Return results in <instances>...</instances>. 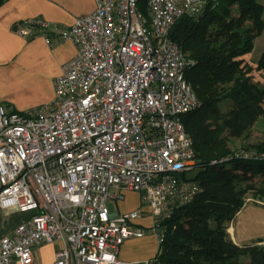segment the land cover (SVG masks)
Segmentation results:
<instances>
[{
	"label": "built area",
	"instance_id": "obj_1",
	"mask_svg": "<svg viewBox=\"0 0 264 264\" xmlns=\"http://www.w3.org/2000/svg\"><path fill=\"white\" fill-rule=\"evenodd\" d=\"M203 4L147 0L142 12L139 0H94L91 13L59 30L42 19L14 25L48 45L54 31L76 52L52 102L23 112L0 106V209L32 212L0 239V264H30L34 247L54 240L52 264H131L117 250L144 235L134 224L140 212L111 215L106 206L123 191L142 194L161 240L160 219L198 190L184 179L197 169L182 122L198 106L185 79L192 61L169 31Z\"/></svg>",
	"mask_w": 264,
	"mask_h": 264
},
{
	"label": "trees",
	"instance_id": "obj_2",
	"mask_svg": "<svg viewBox=\"0 0 264 264\" xmlns=\"http://www.w3.org/2000/svg\"><path fill=\"white\" fill-rule=\"evenodd\" d=\"M146 2L139 0L142 12ZM262 15L259 0H204L197 14L180 16L169 31L192 61L185 79L198 106L182 122L197 169L184 179L198 190L160 219L153 264H264V244L237 245L227 232L248 195L264 204V136L239 148L230 143L245 137L259 118L264 122V52L255 64L244 59L264 30ZM254 71L262 72V81ZM225 102L229 108L222 112Z\"/></svg>",
	"mask_w": 264,
	"mask_h": 264
},
{
	"label": "crops",
	"instance_id": "obj_3",
	"mask_svg": "<svg viewBox=\"0 0 264 264\" xmlns=\"http://www.w3.org/2000/svg\"><path fill=\"white\" fill-rule=\"evenodd\" d=\"M93 9L94 0H0V106L9 111L23 112L53 101L54 80L61 74L62 64L76 52L72 41L57 39L54 31L69 26L75 18L89 14ZM28 19H42L50 23L54 29L51 45L42 37L25 39L13 31L14 25ZM249 55H245L244 59L255 64L257 60ZM253 74L263 80L261 71H254ZM117 193L111 190V194ZM122 196V199L108 198L106 206L109 213L116 215L139 211L140 216L134 224L143 228L145 233L140 238L125 240L117 250V257L131 264H153L152 260L159 249L158 236L150 230L154 219L148 213L141 193L123 191ZM257 203L254 205L264 214V204L260 201ZM240 211L237 216L241 214ZM31 214L30 211L0 209V239L11 235L18 225L29 220ZM233 220L227 232L234 244L264 243V217L255 221H259L260 232L252 235H246V225H243L245 228H236ZM60 246L57 240L35 246L30 264H52Z\"/></svg>",
	"mask_w": 264,
	"mask_h": 264
},
{
	"label": "rangeland",
	"instance_id": "obj_4",
	"mask_svg": "<svg viewBox=\"0 0 264 264\" xmlns=\"http://www.w3.org/2000/svg\"><path fill=\"white\" fill-rule=\"evenodd\" d=\"M260 3L263 5V15L262 18L264 19V0H259ZM264 52V30L254 40V47L252 51L250 52L249 57L253 60H257V58L260 57V55ZM256 77V76H255ZM257 78V77H256ZM229 108V102H225L220 104V110L222 112L227 111ZM264 136V122L263 118H259L251 130L246 134L245 137L242 138H237V139H231V147L232 148H239L242 146H246L251 143H256L260 140L263 139ZM258 201L255 200L252 196L248 195L245 199V204L246 206L240 211V215H236L233 223H235L236 228H242L243 225H246V228L244 229L246 235H252V234H257L260 232V227H259V219L264 217L263 213H260V208L255 206L254 204H258ZM248 215V216H247ZM251 219V222L249 219ZM256 220H259L255 222ZM230 223V222H229ZM250 224V225H249ZM229 225V224H228ZM228 230V229H227ZM249 244V243H247ZM259 244H264V243H259ZM243 245V244H242ZM242 260H246L247 258L242 257Z\"/></svg>",
	"mask_w": 264,
	"mask_h": 264
}]
</instances>
